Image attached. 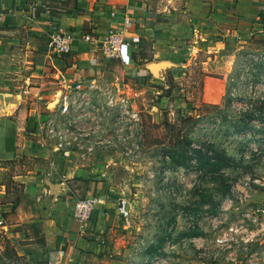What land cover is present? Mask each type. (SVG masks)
<instances>
[{"label": "crops", "instance_id": "crops-1", "mask_svg": "<svg viewBox=\"0 0 264 264\" xmlns=\"http://www.w3.org/2000/svg\"><path fill=\"white\" fill-rule=\"evenodd\" d=\"M126 18L136 22L140 41L134 52L127 50L131 57L126 63H113L120 64L125 85L126 78L139 75L157 89L168 77L188 78L198 63L205 72L221 68L242 42L260 38L264 0H0V163L21 161L24 166L14 178L23 184L24 200L32 209L21 205L17 211L39 218L47 263L128 264L126 244L141 234V227L134 231L131 216L139 212L145 220L149 193L137 187L132 192L131 187L143 181L115 174L118 168L106 172L105 180H93L103 167L86 169L77 159L51 152L34 132L52 114L62 77L88 83L112 73L84 37L101 39ZM54 28L72 34L70 52L56 54L48 48ZM209 102L220 99H202ZM91 195L101 196L104 204L80 229L72 218L74 203ZM173 196L170 200L177 204ZM119 200L130 214L127 225L117 211ZM166 207L158 203L159 209Z\"/></svg>", "mask_w": 264, "mask_h": 264}, {"label": "rangeland", "instance_id": "rangeland-1", "mask_svg": "<svg viewBox=\"0 0 264 264\" xmlns=\"http://www.w3.org/2000/svg\"><path fill=\"white\" fill-rule=\"evenodd\" d=\"M240 46L221 68L205 72L198 63L188 78L168 77L157 89L126 78L122 90L141 113L144 145L140 161L115 174L139 178L144 184L131 191L149 193L145 220L139 212L131 216L142 242L130 234L138 239L125 243L128 264H264V212H257L264 210V42L252 36ZM112 64L122 82L120 64ZM215 152L233 164L209 173L204 158ZM20 162L0 163V264H46L39 218L18 215L21 205L32 209L14 178Z\"/></svg>", "mask_w": 264, "mask_h": 264}, {"label": "built area", "instance_id": "built-area-1", "mask_svg": "<svg viewBox=\"0 0 264 264\" xmlns=\"http://www.w3.org/2000/svg\"><path fill=\"white\" fill-rule=\"evenodd\" d=\"M123 20L120 27L109 30L101 39L84 37L93 43L100 63L108 72L113 62L126 63V59L131 57L127 50L134 52L140 41L135 34L136 22L127 18ZM258 34L264 42V22ZM72 40L70 32L54 28L47 46L53 53L66 54L71 51ZM143 78L139 75L136 77L139 84H145ZM124 86L113 73L88 83L62 77L55 92L57 99L52 104V114L39 121L34 131L38 141L53 153L59 152L66 158L77 159L86 169L103 167L104 172L93 180H105L103 176L106 172L111 173L113 169L127 168L139 162L144 145L141 113L135 108V99L122 90ZM113 157L119 159L118 164L111 160ZM65 178V175L61 177L62 180ZM101 204H104V200L98 195L75 201L72 218L80 229L91 222L95 209ZM117 211L127 222L129 211L124 200H119ZM257 212L264 210L258 209Z\"/></svg>", "mask_w": 264, "mask_h": 264}, {"label": "trees", "instance_id": "trees-1", "mask_svg": "<svg viewBox=\"0 0 264 264\" xmlns=\"http://www.w3.org/2000/svg\"><path fill=\"white\" fill-rule=\"evenodd\" d=\"M74 9H76V7H74ZM132 58L137 59L135 56H133ZM214 155H215V157L204 158V162H205L204 164L205 165H203V167L205 169H207V172H209V173H217V172L221 171L222 167L226 166L225 162L233 164L231 159L227 155H225L221 152H215ZM214 158H216L217 160H215ZM222 161L224 162V164H222Z\"/></svg>", "mask_w": 264, "mask_h": 264}]
</instances>
